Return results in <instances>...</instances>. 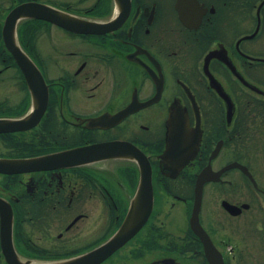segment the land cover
I'll use <instances>...</instances> for the list:
<instances>
[{
  "label": "flooded vegetation",
  "instance_id": "1",
  "mask_svg": "<svg viewBox=\"0 0 264 264\" xmlns=\"http://www.w3.org/2000/svg\"><path fill=\"white\" fill-rule=\"evenodd\" d=\"M22 3L50 17L10 36ZM145 165L149 215L95 264H264V0H0V264L100 247Z\"/></svg>",
  "mask_w": 264,
  "mask_h": 264
},
{
  "label": "water",
  "instance_id": "2",
  "mask_svg": "<svg viewBox=\"0 0 264 264\" xmlns=\"http://www.w3.org/2000/svg\"><path fill=\"white\" fill-rule=\"evenodd\" d=\"M50 10L45 6L41 4H35V3H23L21 5H18L14 9L10 11L8 14L7 21L5 23L4 27V33L7 31L10 33V36L14 33V26L15 22L20 17H28V16H37V17H43L48 18ZM9 48L14 51L18 56L19 52L16 48V45H13V41H8ZM24 59V57H20ZM21 67L24 70L26 79L29 84H31L32 90L42 95V92L45 91L44 85H43V79L40 77V75L35 72V68L32 67L27 62H21ZM184 126H180L178 129L179 135V141L177 142L176 147H180L181 144L184 142L183 139H187L191 143L192 150L195 151L196 149V139L191 140L190 138H187L184 134L183 130ZM175 143L169 148V150L165 153L163 156L166 161L169 162V160H172L171 157L174 151ZM104 148L102 145H93L85 148V150L81 151V148L73 149L71 151H68L65 155H81L84 153H88L90 156H94L98 153L100 149ZM63 157V153L61 154H55L49 157H43L40 158L42 161H48L51 159H60ZM95 157V156H94ZM181 162L180 164H183L185 159L180 156ZM178 162V161H177ZM170 163H175L174 161H170ZM200 192L196 194V206L199 205L200 201ZM152 205V189H151V183H150V169L149 165L142 166L141 170V178L140 182L137 188V191L135 192L133 201H132V208L130 209L127 217L124 219L123 223L117 230V232L104 244H102L100 247H97L96 249L90 251L84 256L71 258L64 260L57 264H95L96 262L101 261L105 256L108 255L113 249L121 245L128 237H130L144 222V220L147 218V216L150 213Z\"/></svg>",
  "mask_w": 264,
  "mask_h": 264
}]
</instances>
